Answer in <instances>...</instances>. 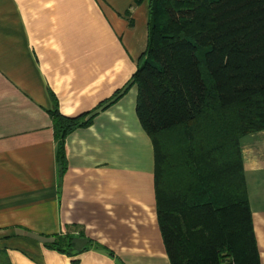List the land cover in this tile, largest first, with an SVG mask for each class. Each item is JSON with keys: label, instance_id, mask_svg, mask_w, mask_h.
I'll use <instances>...</instances> for the list:
<instances>
[{"label": "crops", "instance_id": "0c3cea01", "mask_svg": "<svg viewBox=\"0 0 264 264\" xmlns=\"http://www.w3.org/2000/svg\"><path fill=\"white\" fill-rule=\"evenodd\" d=\"M151 4L0 0V264H172L132 84ZM55 110L92 117L66 137L63 163ZM241 151L264 264V130Z\"/></svg>", "mask_w": 264, "mask_h": 264}, {"label": "trees", "instance_id": "16d2710c", "mask_svg": "<svg viewBox=\"0 0 264 264\" xmlns=\"http://www.w3.org/2000/svg\"><path fill=\"white\" fill-rule=\"evenodd\" d=\"M132 84L172 264H262L241 139L264 130V0H152ZM52 116L63 163L66 137L92 117Z\"/></svg>", "mask_w": 264, "mask_h": 264}]
</instances>
